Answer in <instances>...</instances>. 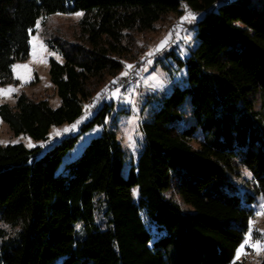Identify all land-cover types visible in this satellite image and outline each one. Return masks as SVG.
Segmentation results:
<instances>
[{
	"label": "trees",
	"instance_id": "obj_1",
	"mask_svg": "<svg viewBox=\"0 0 264 264\" xmlns=\"http://www.w3.org/2000/svg\"><path fill=\"white\" fill-rule=\"evenodd\" d=\"M185 6L202 15L193 26L199 44L186 62L165 55L187 67L188 85L140 125L145 145L127 173L106 102L78 135L46 151L0 146V264H243L235 255L255 202L236 183L245 169L264 194V0H0L2 84L28 58L39 19L83 13L72 44L47 40L64 59L50 63L61 106L21 94L0 106V118L14 135L46 142L125 69L136 35ZM187 101L195 123L184 127ZM94 129L99 136L64 165ZM148 223L165 235L155 238Z\"/></svg>",
	"mask_w": 264,
	"mask_h": 264
},
{
	"label": "rangeland",
	"instance_id": "obj_2",
	"mask_svg": "<svg viewBox=\"0 0 264 264\" xmlns=\"http://www.w3.org/2000/svg\"><path fill=\"white\" fill-rule=\"evenodd\" d=\"M188 11L194 13L185 6L181 13L166 15L155 25L152 31L136 35L135 49L130 57L131 59L126 61L125 69L117 77L108 78L106 83L100 86L94 98L84 104L83 115L76 122L53 127L48 140L38 142L25 135H14L10 126L0 118V141L3 142L0 143V146L22 143L30 149L40 148L42 151H46L63 139L78 135L80 127L92 118L96 110L106 102L114 107L109 121L113 124L125 152L124 172L127 173L131 164L138 162L145 145L140 125L151 120L154 112L159 108V102L170 95L175 87L183 88L188 85L187 67L180 66L173 56L165 55L170 50H174L176 58L186 62L192 51L198 46L199 41L196 38L193 26L201 20L202 15L194 13L195 20L181 24L182 18L187 15ZM78 14L81 13L52 15L47 24H43L42 18L37 21L40 27L37 28L36 24L31 34L28 58L14 64L28 65V69L21 67L17 70L21 76L25 77L27 82L16 79V73L12 69L11 80L5 84L0 81V89L12 87L18 89V91L13 92L10 99L0 97V106L4 104L16 105L21 94H26L34 100H49L53 108L61 106V99L51 80L50 63L51 60L63 63L64 59L60 53L48 46L47 40L49 36L50 38L60 36L67 43L72 44L76 39V27L83 16V13L82 15ZM165 41H167V44L161 49L159 46ZM33 42L37 45L35 61H33ZM41 42L47 48L46 52L42 53L40 51L39 45ZM50 53H55V55ZM128 65L132 66L131 69L127 67ZM182 111L183 120L181 125L184 127L193 125L195 119L190 101L184 104ZM66 129L67 131H65ZM57 132H59V135H56ZM99 134V129L81 134L75 148L64 158L63 164L66 165L76 161L83 154L91 140ZM30 144L31 146H29ZM245 173H249L250 177ZM236 183L243 193L255 195V202L250 206L253 210V216L250 219L249 229L242 243L244 244L249 231L252 232L253 240L258 239L261 233H264V215H260L261 205H264V194L256 195L254 193L252 174L246 169ZM167 196H171V193H168ZM176 200L179 203L182 202L178 197H176ZM181 205L187 212L194 213L193 208L182 203ZM148 225L155 238L165 235V232H159L155 225L151 223H148ZM262 257L263 252L257 255L253 248L245 247L244 254H241L239 259H237L236 253L235 262L259 264Z\"/></svg>",
	"mask_w": 264,
	"mask_h": 264
},
{
	"label": "snow or ice",
	"instance_id": "obj_3",
	"mask_svg": "<svg viewBox=\"0 0 264 264\" xmlns=\"http://www.w3.org/2000/svg\"><path fill=\"white\" fill-rule=\"evenodd\" d=\"M78 15H82V13L78 14ZM195 19H196L195 14L190 12V11H188L187 15H185L182 18L181 24H183L184 22L195 20ZM39 27H40V25H39V23H37V28H39ZM166 44H167V41L162 42V44L159 47L162 49L163 47L166 46ZM39 48H40V51L42 53L47 51V48L45 47V45L42 42L40 43ZM36 52H37V45H36L35 42H33V61H35V59H36ZM50 54L51 55H55V53H50ZM57 59H59V57H57ZM41 62H43V61L41 60ZM21 67H23L24 69H28V65H23V66H21V65H13V72L16 73V79L22 80V81H24L26 83L27 80L25 79V77L21 76L19 74V72L17 71ZM127 67L129 69H131L132 66L128 65ZM125 75H127V73H125ZM16 91H18V89L12 88V87L5 88V89H0V97H5V98L10 99L11 98V94L13 92H16ZM65 131H67V129ZM56 135H59V132H57ZM16 142L18 143L19 141H16ZM0 143H3V142L0 141ZM29 146H31V144ZM245 175H248L250 177L249 173H245ZM261 209L262 210L260 212V215H264V205H261ZM245 247L253 248V250L257 253V255H259L262 252H264V233H261V235H260V237L258 239L253 240L252 232L249 231L248 234H247V237H246V239L244 241V244L241 245L240 249L237 252V259H239L241 254H244Z\"/></svg>",
	"mask_w": 264,
	"mask_h": 264
}]
</instances>
